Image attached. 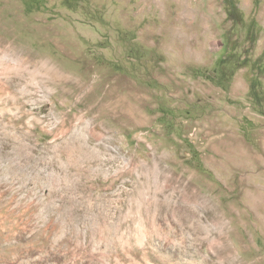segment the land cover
<instances>
[{"label": "rangeland", "instance_id": "obj_1", "mask_svg": "<svg viewBox=\"0 0 264 264\" xmlns=\"http://www.w3.org/2000/svg\"><path fill=\"white\" fill-rule=\"evenodd\" d=\"M0 264H264V0H0Z\"/></svg>", "mask_w": 264, "mask_h": 264}]
</instances>
